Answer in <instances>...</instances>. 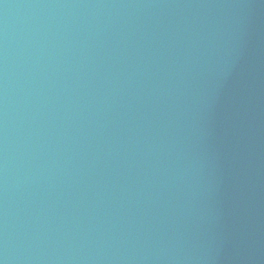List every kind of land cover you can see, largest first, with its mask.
I'll use <instances>...</instances> for the list:
<instances>
[{"label": "water", "instance_id": "95a60500", "mask_svg": "<svg viewBox=\"0 0 264 264\" xmlns=\"http://www.w3.org/2000/svg\"><path fill=\"white\" fill-rule=\"evenodd\" d=\"M0 264H175L156 0H0Z\"/></svg>", "mask_w": 264, "mask_h": 264}]
</instances>
